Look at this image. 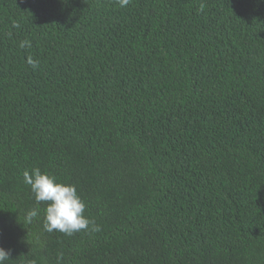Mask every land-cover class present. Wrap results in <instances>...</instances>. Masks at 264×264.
Segmentation results:
<instances>
[{"label": "trees", "instance_id": "trees-1", "mask_svg": "<svg viewBox=\"0 0 264 264\" xmlns=\"http://www.w3.org/2000/svg\"><path fill=\"white\" fill-rule=\"evenodd\" d=\"M34 168L100 230L45 232ZM0 247L5 264H264V0H0Z\"/></svg>", "mask_w": 264, "mask_h": 264}, {"label": "clouds", "instance_id": "clouds-1", "mask_svg": "<svg viewBox=\"0 0 264 264\" xmlns=\"http://www.w3.org/2000/svg\"><path fill=\"white\" fill-rule=\"evenodd\" d=\"M120 7H126L130 0H118ZM204 5L201 4L198 11L202 12ZM21 47L30 46L28 41H24ZM27 63L33 70L39 67V62L28 57ZM23 182L30 188L34 201L37 205L41 202L46 204L42 221L43 230L47 233L59 232L71 236L82 230L97 232L99 226L84 216L85 204L77 194L74 185L56 182L55 178L41 173L39 168H34L31 172L25 170ZM39 208L34 207L27 211L25 222L32 223L38 217ZM10 250L0 247V264L9 261ZM62 257H58L59 264Z\"/></svg>", "mask_w": 264, "mask_h": 264}]
</instances>
